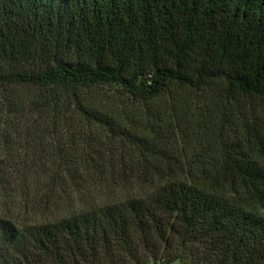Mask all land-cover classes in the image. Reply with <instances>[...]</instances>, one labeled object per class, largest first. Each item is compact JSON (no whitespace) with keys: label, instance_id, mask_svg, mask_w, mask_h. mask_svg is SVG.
Returning <instances> with one entry per match:
<instances>
[{"label":"trees","instance_id":"trees-1","mask_svg":"<svg viewBox=\"0 0 264 264\" xmlns=\"http://www.w3.org/2000/svg\"><path fill=\"white\" fill-rule=\"evenodd\" d=\"M0 188V264H264V0H0Z\"/></svg>","mask_w":264,"mask_h":264},{"label":"rangeland","instance_id":"rangeland-1","mask_svg":"<svg viewBox=\"0 0 264 264\" xmlns=\"http://www.w3.org/2000/svg\"><path fill=\"white\" fill-rule=\"evenodd\" d=\"M105 88H108V87H105ZM7 193H8L7 190L0 188V211H1V208L4 209V210L8 209L12 213H17L18 215H22V216L23 215L29 216L30 212L27 211L26 208H24V207L22 208L21 207L20 201H22L23 196L20 194V192L17 191V200H16V196H13V197L9 198ZM63 196L66 197L65 195H63ZM75 196L76 195L74 194L73 197H75ZM16 201H17V208H14V206L11 205L10 202H16ZM75 203L76 202H74L73 204H75ZM49 206L51 207V204ZM54 209L55 208H53V207L49 208L50 212H53ZM38 215L41 217L40 213H38ZM48 215H49V213H48ZM168 264H179V262L178 261H173V262H170Z\"/></svg>","mask_w":264,"mask_h":264}]
</instances>
